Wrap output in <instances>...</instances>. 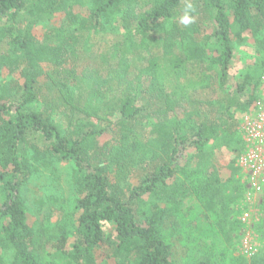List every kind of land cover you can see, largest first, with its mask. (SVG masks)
Returning <instances> with one entry per match:
<instances>
[{"label": "trees", "instance_id": "1", "mask_svg": "<svg viewBox=\"0 0 264 264\" xmlns=\"http://www.w3.org/2000/svg\"><path fill=\"white\" fill-rule=\"evenodd\" d=\"M197 1L0 0V20H26L22 27L0 25V43L8 46L0 56V84L3 66L28 63L19 96L0 85V263L95 264L107 245L105 256L115 264H177L164 234L171 204L195 194L208 212L229 218L240 188L236 158L245 147L237 115L254 103L252 88L259 81L247 74L232 88L233 43L249 33L256 52H264V0H202L215 26L206 37L200 36L195 11L194 23H180L187 4ZM60 12L61 25L48 28L33 49L34 25ZM108 31L118 39L104 47L96 65L69 70V59L82 58ZM42 63L50 65L48 72ZM108 85L114 89L110 97L103 91ZM209 88L221 94L207 107L196 99L190 110H180L185 92ZM49 89L52 99L46 101ZM91 115L119 127L114 146L99 151L100 157L92 140L106 129H94ZM141 119L152 126L147 142L131 139ZM81 120L87 130L70 133ZM30 136L45 144L44 152L39 145L29 148ZM225 151L231 158L224 178L217 155ZM135 153L149 170L123 195L114 190L110 165ZM34 158L46 166L70 161L76 168L79 195L53 229L29 222ZM107 223L114 225L113 235H107ZM250 264H264V252Z\"/></svg>", "mask_w": 264, "mask_h": 264}, {"label": "rangeland", "instance_id": "2", "mask_svg": "<svg viewBox=\"0 0 264 264\" xmlns=\"http://www.w3.org/2000/svg\"><path fill=\"white\" fill-rule=\"evenodd\" d=\"M193 7L199 22L200 36L206 37L215 27L211 18V10L203 4L202 0L194 3ZM64 16L65 14L60 12L55 14L50 21L34 25L31 43L33 49H37L36 47L44 40L48 28L61 25ZM15 22L3 18V21L0 20V25L11 27L20 24L19 26L22 27L26 20L19 16L17 23ZM99 39L100 43L96 42L99 44L85 52L82 58L74 55L69 59L67 65L69 70L74 67V64L79 65L80 72L86 66L96 65L99 53L106 45L111 46L118 37L108 31L102 36H97L95 40ZM233 46L234 55L230 66L232 88L236 87L235 83L238 78L247 74L259 80L258 85L252 88L254 103L247 112L237 115L238 130L245 144L244 150L237 154L236 158L238 172L235 180L239 183L240 188L234 191L237 197L230 204V214L227 220L216 213L208 212L203 200L195 194L184 196L175 204H171L173 210L166 220L164 234L173 245L174 260L177 264H195L204 259L209 260L212 264H242V262L250 264L255 256L264 252V119H262L261 109L255 106L257 100L264 103V52H256L255 39L249 33L245 35L244 41H234ZM7 52L8 46L0 43V56ZM42 65L45 71L50 70V65L45 63ZM27 66L28 63L22 61L3 66L1 87L7 89L8 92H16L19 96L25 81L23 68ZM132 77L122 80L121 88L128 86ZM43 78L46 80L45 77ZM117 83L118 81L114 82L115 88H117ZM114 84L112 83L113 88ZM103 91L110 97L114 89H110L108 85ZM52 93V89L47 90L44 99L46 101L52 99ZM219 94H221V90L214 88L200 89L192 94L185 92L181 97L183 108L180 110H190L195 106L193 101L196 99L203 101L205 103L203 106L207 107V102L215 99ZM144 98L149 99V97ZM88 118L95 124L94 129H106L104 134L92 140V145L96 148L94 151L97 152V157H100L99 151L102 153L104 148L114 146V141L118 139L119 127H110V121H99L93 115ZM114 118L115 116L112 122L115 121ZM81 127L84 128L82 120L78 121V124L74 125L69 132L72 133ZM151 129V124L146 119H141L136 122L134 135L131 136V139L147 142ZM84 130H87V127ZM154 138L157 139V136ZM33 145H39L40 150L44 152L45 144L30 136L28 146L32 149ZM217 157L221 174L225 178L227 171L224 166L230 160L231 153L225 151ZM131 158L121 161L118 165L114 163L110 165L111 172L109 174L114 190L123 195L127 194L133 186L138 185L149 170L146 165L138 162V153H135V156ZM185 163V160L181 161V169ZM45 164H47L45 161L34 158V174L29 180L30 207H32L28 216L31 224L37 222L45 229H53V225H59L62 219L68 216L74 198L79 195L78 187L74 183L77 173L70 161L56 162L47 166ZM41 200H45V204L42 206L40 205ZM33 206L36 207L33 208ZM105 230L107 235H113L114 225L107 223ZM106 250H108L107 245L97 253L95 264H115L114 259L106 258ZM48 264L65 263L55 261Z\"/></svg>", "mask_w": 264, "mask_h": 264}, {"label": "clouds", "instance_id": "3", "mask_svg": "<svg viewBox=\"0 0 264 264\" xmlns=\"http://www.w3.org/2000/svg\"><path fill=\"white\" fill-rule=\"evenodd\" d=\"M195 11L192 3H188L187 6L184 9V14L180 18V23H182L185 26H188L195 22V17L192 15V13Z\"/></svg>", "mask_w": 264, "mask_h": 264}, {"label": "built area", "instance_id": "4", "mask_svg": "<svg viewBox=\"0 0 264 264\" xmlns=\"http://www.w3.org/2000/svg\"><path fill=\"white\" fill-rule=\"evenodd\" d=\"M263 102L261 100H257L255 103V106L258 107L259 109H261V115H262V119H264V106H263ZM261 127V125H260ZM246 216H248V214H246Z\"/></svg>", "mask_w": 264, "mask_h": 264}]
</instances>
